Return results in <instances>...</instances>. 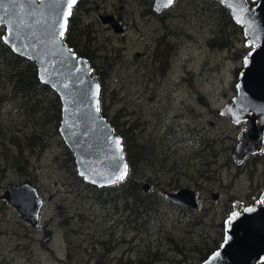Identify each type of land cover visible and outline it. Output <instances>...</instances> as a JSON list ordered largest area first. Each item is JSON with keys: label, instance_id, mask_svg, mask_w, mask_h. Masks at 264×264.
I'll use <instances>...</instances> for the list:
<instances>
[{"label": "rangeland", "instance_id": "1", "mask_svg": "<svg viewBox=\"0 0 264 264\" xmlns=\"http://www.w3.org/2000/svg\"><path fill=\"white\" fill-rule=\"evenodd\" d=\"M210 3L177 0L163 20L153 0H90L77 11L74 46L99 77L107 120L146 148L137 169L141 188L149 187L142 197L161 200L135 229L121 200L83 184L59 133L45 134L43 149L28 148L31 123H48L24 120L0 90V264H201L219 248L234 202L260 197L264 149L240 166L233 160L247 124L220 111L236 96L252 47L229 12L231 21ZM97 15L113 16L126 32L101 26ZM14 134L18 146L9 142ZM24 184L44 200L38 229L2 198ZM178 189L192 190L199 209L163 198Z\"/></svg>", "mask_w": 264, "mask_h": 264}, {"label": "water", "instance_id": "2", "mask_svg": "<svg viewBox=\"0 0 264 264\" xmlns=\"http://www.w3.org/2000/svg\"><path fill=\"white\" fill-rule=\"evenodd\" d=\"M75 4L70 0H0V29L3 43L17 56L34 64L39 82L52 90L61 105L58 133L71 152L77 176L98 189L123 181L115 177L128 167L122 138L100 113V82L88 61L78 57L64 42L68 19ZM176 0H174L175 3ZM232 20L242 27L253 50L243 60L236 96L221 111L230 121L248 126L238 135L233 155L237 166L248 155L261 151L264 141V0H216ZM174 3L153 0L160 14ZM252 4V5H250ZM70 12V14H69ZM101 26L122 35L126 26L111 15L96 16ZM66 21V24H65ZM148 186L142 187L144 192ZM172 204L196 210L199 201L190 189L164 192ZM16 209L22 221L39 227L44 200L30 184L7 188L2 197ZM214 203L218 195L212 196ZM236 201L224 223L223 242L201 264H261L264 262V195L261 204L242 208ZM46 237L50 233L46 232Z\"/></svg>", "mask_w": 264, "mask_h": 264}, {"label": "trees", "instance_id": "3", "mask_svg": "<svg viewBox=\"0 0 264 264\" xmlns=\"http://www.w3.org/2000/svg\"><path fill=\"white\" fill-rule=\"evenodd\" d=\"M211 1L212 3L210 4H214L213 6H215L214 11L218 14L220 13L225 15L227 20L231 21L226 9L217 1ZM89 3L90 0H81L77 3L76 7L73 8L72 14L68 20L67 32L64 36L65 43L80 57L85 56H83V54L80 55L77 51V48L74 46L75 33L73 36V32L77 29L73 28L75 23L77 24V21L79 22V19H76L78 17L77 11L79 10L81 13L79 8L84 4ZM158 17L160 20H163L165 18L164 13L162 12ZM226 26L227 25H224V27ZM2 35L3 34L0 33V90L6 94V98L10 100L9 102H11L12 105H16V108L20 111V115L23 119L26 117L32 119L33 122L37 120L45 121V123L48 124L51 123V129L50 127H47L48 124L45 126H40L38 123H31L32 132L25 135V143L28 148H31L32 150H38V146L40 145L43 149L45 147L43 143L45 134L48 133L52 135L50 130H53V134L58 133L57 130L61 120V106L59 100L47 86L39 82L37 78L36 67L32 63L15 55L7 46L4 45L2 42ZM225 45H227V43H225ZM92 69L93 73L97 74L93 67ZM164 72L165 70L162 71V73ZM5 107L10 106L8 104H4L3 108ZM22 111H24L26 114H24ZM100 112L101 115L106 118L104 104L101 100ZM109 123L112 125L114 131L122 138L123 155L128 167L126 178L116 185L102 189H97L87 185L81 179L80 180L83 182V184L87 185L89 189L92 188V190L95 191L97 195L107 192L114 197V201L121 200L128 209L130 221L134 219L133 223L131 221V225L134 224L135 227L133 229H135L136 226H138L136 224L137 220L142 216L145 218L157 214V207L160 206L161 200H158L154 197L150 198L149 196H147V198L142 197V195L147 192H144L140 186V181L137 176V169L144 161L146 148L143 145L138 144L136 140L134 141L131 138L130 133L126 134L125 132L121 133V131H118L114 121H109ZM37 126L39 128H37ZM26 128H28V124ZM126 131L131 132L132 130L127 129ZM15 134H20V131L18 130L15 132ZM15 134L10 136L9 142L13 146H18L17 139L19 135L16 136ZM14 140L15 144L13 143ZM67 155L69 156L70 160L74 162L69 151H67ZM115 196L118 198L115 199ZM180 209L185 212L191 211L187 208ZM139 215L141 216L139 217ZM106 250L108 251V247Z\"/></svg>", "mask_w": 264, "mask_h": 264}, {"label": "flooded vegetation", "instance_id": "4", "mask_svg": "<svg viewBox=\"0 0 264 264\" xmlns=\"http://www.w3.org/2000/svg\"><path fill=\"white\" fill-rule=\"evenodd\" d=\"M126 26V25H125ZM247 126V125H246ZM263 149H264V141H263V146H262V149H261V151L259 152V153H257V154H254V155H248V156H259L262 152H263ZM176 191V190H175ZM258 193L260 194V197L259 196H255V195H252L251 197H250V201L252 202L250 205H248V206H253V205H255V204H258V205H260L261 204V198L263 197V195H264V176H263V186L262 187H260V186H258ZM237 201V200H236ZM248 206H245L243 203H242V207H241V209L242 208H244V207H248ZM180 207H182V208H187V207H184V206H182V205H180ZM187 209H189V208H187ZM39 228V227H38ZM37 228V229H38ZM46 232H49L50 233V231H46ZM46 232H45V236H46ZM50 236H51V233H50ZM47 238V237H46ZM50 238V237H49ZM48 239V238H47Z\"/></svg>", "mask_w": 264, "mask_h": 264}, {"label": "snow or ice", "instance_id": "5", "mask_svg": "<svg viewBox=\"0 0 264 264\" xmlns=\"http://www.w3.org/2000/svg\"><path fill=\"white\" fill-rule=\"evenodd\" d=\"M75 3H76V0H70L69 7L71 6V4H75ZM167 3L172 4V3H174V0H167ZM69 14H70V12H69ZM65 24H66V21H65ZM126 174H127V172H126V166H125V171L123 173H121L120 175L116 176L115 179L116 180H122Z\"/></svg>", "mask_w": 264, "mask_h": 264}]
</instances>
